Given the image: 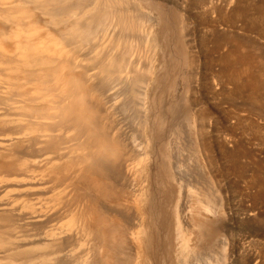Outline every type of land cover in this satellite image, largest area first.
<instances>
[{"label": "bare ground", "instance_id": "1", "mask_svg": "<svg viewBox=\"0 0 264 264\" xmlns=\"http://www.w3.org/2000/svg\"><path fill=\"white\" fill-rule=\"evenodd\" d=\"M127 1L0 0V61L11 66L0 79V264H144L145 234L156 237L153 264L229 263L219 233L222 196L237 189L244 154L240 144L229 150L207 137L208 127L218 132L223 122H211L212 107L194 109L190 79L184 109L176 107L179 98L169 104L168 131L163 127L161 29L155 32L157 20L143 15L136 0H130L134 7L128 2L132 9ZM18 5L28 8L17 11ZM32 10L43 22L23 24ZM239 15L233 9L225 21L233 28ZM219 20L209 25L211 39L200 41L203 65L219 86L233 85L228 97L253 105L261 81L251 71L252 57L234 55L241 38L214 33ZM41 23L61 46L58 52L35 47L27 34ZM223 46L229 51L209 58ZM193 57L189 67L197 62ZM43 65L54 67L30 71ZM34 79L39 87L19 88ZM241 126L236 118L232 131ZM257 173L249 184L263 187ZM47 177L51 190L65 186L55 193L64 196L61 206L42 202ZM154 183L150 198L158 200L159 221L148 233L147 192Z\"/></svg>", "mask_w": 264, "mask_h": 264}, {"label": "rangeland", "instance_id": "2", "mask_svg": "<svg viewBox=\"0 0 264 264\" xmlns=\"http://www.w3.org/2000/svg\"><path fill=\"white\" fill-rule=\"evenodd\" d=\"M129 1L126 2L128 4L127 8L132 9L134 7V1ZM198 1L203 2V4L201 2L198 4ZM128 2L132 3V8L131 4L129 5ZM136 3H138L139 8L142 9L143 15L147 14V16L149 15V17H153V19L155 18L154 20H157L154 26L155 32L161 29L160 34L158 31L157 52L160 57L159 73L161 74L160 83H162L161 92L158 96H160V99H163V101H161L163 102L162 105L164 104L162 106V111L165 113V109L167 110L168 106L173 105L174 102L176 105L180 100L181 102H179L176 107L179 108L180 105L179 109H181L184 106L186 98L182 94L186 89V82H188L189 79L192 80V82H189L187 96H190V98L192 97V100H197L194 109H198L200 106L212 107L214 113L211 122H223V129L221 128V131L219 130L220 132H214L211 127H208L207 137L213 140L216 139L217 142L222 143L229 150L232 149L235 144H240V148L244 154L241 157L240 164L244 167L245 171L241 176L242 178L239 181L237 189L224 191L222 196L224 208L220 220L222 229H219V233L225 244L223 247L226 249V253L228 251L230 253H228L227 263L264 264V198L258 197L253 199V196H257L259 192L264 193V186L260 187V183L249 184L250 176L253 173L258 176L257 172L259 171V174L264 177V0H136ZM26 8L28 7H20V5H18L15 10H24ZM212 8L214 10L216 9V12L214 11L212 13ZM233 9H236L240 15L242 14L241 16L239 15L240 18H238L235 25H233L235 28H232L229 24L232 22L231 20L228 21L227 19V21H225L227 18L226 16H228ZM32 11H34L32 12L34 17L31 19H22L21 21L23 24L28 25L30 23L32 25L36 18L41 17L39 16V11ZM21 13L25 12H16V15H20ZM147 16L143 17H145L144 21L149 24L150 22H148V20L146 21V19H148ZM218 17L220 18L218 22L219 25H215L213 30L214 33L225 35L230 38H241L244 46L242 45V48L238 49L234 55L243 54L245 52L243 55L250 54L249 56L252 57L253 68L251 71L255 77L261 81L259 87L260 91L253 105L252 103L250 105L243 103L241 98L228 97V92L233 89V85L226 84L224 87L219 86L213 78H211L212 75L210 71L206 70L203 65L202 57L204 56L201 54L203 51L201 50L202 46L200 45V41L204 38L211 39V27H209V25L212 21L219 19ZM39 19L43 22V18ZM221 20L226 22H223L225 25L220 23ZM42 25V23L39 24L40 27ZM48 30V27H41V30H38V28L32 26L28 28L29 32L27 34L33 39L35 47L45 46L46 49L50 48L58 52L57 50L61 46L55 45L54 42L51 41V39H54V36H47V34H49ZM52 34L55 35L54 32H52ZM102 41L104 42V39H102ZM106 44L104 46H106ZM222 49L212 52L209 58L212 56L217 57L220 54L226 53L227 50L229 51V47L223 46ZM54 51H50V53ZM47 55L49 54L47 53L46 56ZM190 56L191 58L193 56L196 57L197 60V62L193 63V67H189ZM17 58L20 59V57ZM56 58L57 61L63 59L64 51L62 50L59 52ZM4 61L3 59L0 61L1 80L4 79L1 73H9L11 67L10 65H6ZM11 61L18 60L14 58L11 59ZM53 67L54 66L51 65H43L41 68L37 67L30 71L38 73ZM215 70H218V65L214 66L213 71ZM190 72H192L190 75L191 78L189 76ZM23 84L24 82H20L18 86L25 91L39 87V83L35 79L32 83L30 82V85ZM46 86L50 87L51 84L47 82ZM221 92H223V94L225 93L226 96ZM161 112H159V115L164 116H161L164 122L163 127H167L165 129L168 131L170 119L166 116V113L161 114ZM236 118L242 121V126L240 130L232 131ZM157 122H160V118ZM133 127L136 130V127ZM131 132H133L132 129ZM192 137L193 136H191V138ZM146 162L150 164L151 159ZM47 174H49L48 170L44 172L43 175ZM46 180L47 183L49 182L47 184V187L49 186V192L43 197V204L46 207L49 205L52 207L61 201L59 203L61 206L64 201L62 200L64 196L61 197L62 199H58L55 193L56 191H60L62 187L65 188V186L63 185L59 187L58 190L54 191L50 189L54 186L52 179L50 178L49 180L47 177ZM230 181L232 183L235 180L231 178ZM153 186H155V189H153V187L151 189L149 188L147 192L148 205L145 217L150 227V229H146L148 233L149 230H156L155 226L159 221L158 212L155 210L158 200L150 198V194L153 193L154 190L156 191L157 188L155 183ZM64 188L62 190H64ZM44 198L47 200L44 201ZM64 221H67V219ZM155 240V236L152 239L151 236H147L146 234L141 238L143 252H139V255L140 257L143 255V258L140 259H143L144 264H153L155 261ZM86 245L87 243L84 242L83 246L85 249L90 248V245L89 247ZM70 252L71 249H66L64 251V253L68 254ZM75 254L76 253L72 251V255Z\"/></svg>", "mask_w": 264, "mask_h": 264}]
</instances>
